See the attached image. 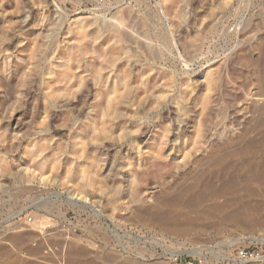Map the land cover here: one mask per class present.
<instances>
[{"label":"rangeland","instance_id":"rangeland-1","mask_svg":"<svg viewBox=\"0 0 264 264\" xmlns=\"http://www.w3.org/2000/svg\"><path fill=\"white\" fill-rule=\"evenodd\" d=\"M263 45L264 0H0V263L258 264L264 219H152L264 133Z\"/></svg>","mask_w":264,"mask_h":264},{"label":"bare ground","instance_id":"bare-ground-1","mask_svg":"<svg viewBox=\"0 0 264 264\" xmlns=\"http://www.w3.org/2000/svg\"><path fill=\"white\" fill-rule=\"evenodd\" d=\"M255 64L257 95L261 97L264 96V45L259 50V58ZM260 111H264V105H261ZM256 127L262 128L261 131L264 132V116L260 117ZM249 131L248 129L244 132L239 143L217 152L211 158L210 165L216 166L217 169L209 175L203 173L207 169H204L202 174L196 173L190 180H184L185 182L177 185L178 188H175L173 194L161 198L159 202L156 201L159 213L152 219V222H156L165 232L179 234L192 228L202 218L221 216L223 219L247 226L256 223L255 221L259 219H264V217H254L264 206V133L258 139H251L248 137ZM230 154H236L238 157L235 160L226 161L224 158ZM200 206L203 207L201 210L194 211ZM175 208H177L176 211ZM182 209H186L189 213L196 212L195 216L190 217L186 214L187 212H181ZM142 211H139L135 218L145 221L146 214L144 213L147 211L145 209L146 212L140 213ZM34 235L29 231L8 235L5 239L9 240L10 243H8L12 247L20 249ZM38 249L37 247L30 250L28 248L27 252L34 254L39 251ZM76 251V254L81 252V248ZM4 254H7V247L0 245V257ZM19 260L16 258L11 263L18 264ZM130 263L136 262L133 260Z\"/></svg>","mask_w":264,"mask_h":264},{"label":"built area","instance_id":"built-area-1","mask_svg":"<svg viewBox=\"0 0 264 264\" xmlns=\"http://www.w3.org/2000/svg\"><path fill=\"white\" fill-rule=\"evenodd\" d=\"M237 258L241 261L254 260L258 264H264V250L243 248L238 251Z\"/></svg>","mask_w":264,"mask_h":264}]
</instances>
